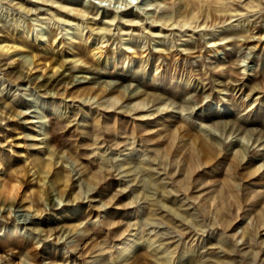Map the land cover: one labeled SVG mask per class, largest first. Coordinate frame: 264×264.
<instances>
[{"label": "rangeland", "instance_id": "374dc122", "mask_svg": "<svg viewBox=\"0 0 264 264\" xmlns=\"http://www.w3.org/2000/svg\"><path fill=\"white\" fill-rule=\"evenodd\" d=\"M0 7V43L12 45L0 47V264H264V0ZM73 39H107L100 64L75 60ZM134 236L132 257L116 259ZM176 246L193 251L165 262Z\"/></svg>", "mask_w": 264, "mask_h": 264}, {"label": "bare ground", "instance_id": "6f19581e", "mask_svg": "<svg viewBox=\"0 0 264 264\" xmlns=\"http://www.w3.org/2000/svg\"><path fill=\"white\" fill-rule=\"evenodd\" d=\"M50 1H52V2H57V0H50ZM195 2V1H194ZM2 4V3H1ZM2 6H3V4H2ZM1 8V7H0ZM70 8V10L71 11H75L76 13H78V14H82V15H88L89 14V12H91L88 8H82V7H78V6H71V7H69ZM192 8V7H191ZM223 10L225 11V9L223 8ZM228 10V9H227ZM209 12L210 11H208V14H209ZM204 14V13H203ZM211 15V14H210ZM111 17V16H110ZM116 17V16H115ZM188 17V16H187ZM187 17H184L183 16V18H181L180 20H176V21H173L172 22V24L173 25H179V26H181V27H185V26H187V25H189V26H192V23L193 22H195L196 20L195 19H197L198 17L196 16V14H194V15H192L191 17L189 16V18H187ZM36 18H37V16H36ZM40 18H42V17H40ZM39 19V18H38ZM35 20V19H34ZM111 20L113 21V20H115V18H111ZM129 20H131V19H129ZM165 20V19H164ZM38 21V20H37ZM154 21V20H153ZM156 21H158V20H156ZM166 21H169V19H166ZM39 22H41L40 20H39ZM165 22V21H164ZM206 22V21H205ZM203 23V22H202ZM56 24H57V21L54 19V18H52V17H50V18H48L47 20H45V21H43V24L38 28V30H39V32L40 33H42L43 31H46L45 29L46 28H54L55 29V27H56ZM205 24V23H204ZM70 25V24H69ZM100 29L102 30L103 28L102 27H100ZM101 30H98L99 31V33H97V35L99 36V38L101 37V38H103L104 39V37H105V35H103V33H101L100 31ZM231 30V29H230ZM82 31H84V27L79 23V22H76V23H73V24H71V26H69V31H68V34L69 35H71V36H77L79 33H81ZM38 32V33H39ZM55 33V32H54ZM157 33H161V30L159 31V32H157ZM92 34L93 33H90V34H88L86 37L87 38H89V37H91L92 36ZM96 34V33H95ZM37 35V34H36ZM40 36V35H39ZM45 36V35H44ZM135 36V35H134ZM134 36H130L127 40H126V43H133V39H134ZM13 37V36H12ZM52 37L53 38H55V34H52ZM141 37V36H140ZM10 38H11V36H10ZM11 39H13V38H11ZM45 39V38H44ZM164 37L162 36V35H157L156 37H154V40H156V43H155V45H161V44H163V41H164ZM101 40V39H100ZM106 40L107 39H105V40H101V42H102V46H94V45H92V44H87V41H86V46H83L82 45V41L81 40H79V39H73V40H71V41H69V43H68V46L71 48V49H74L75 48V46H78L79 48H78V50L76 49V55H79V57L77 58V59H75V60H81V61H84V59H88L89 58V55H91L92 56V58H93V61H95L96 63H97V65H99L100 64V60L102 59V58H104V56L106 55L105 54V50L102 48L103 46H105L104 45V42H106ZM15 42H17L16 44L15 43H13V44H15V46L16 47H19L20 49H26L27 47H29L30 46V44H31V41L30 40H27V39H25V38H22V37H19V38H17L16 39V41ZM209 42H211L210 40H209ZM84 44V43H83ZM0 47H2V48H4V49H7V50H9L11 47H12V45H10V43H8V42H1L0 43ZM138 50H133V54H138V52H137ZM143 52V51H142ZM141 52V53H142ZM49 86V85H48ZM107 91V90H106ZM139 93V92H138ZM138 93L136 92V93H134L133 95H138ZM152 95V97H154L153 98V100L154 101H159V99L161 98V96H159L158 94H156V93H152L151 94ZM94 97H97V95L96 96H94ZM99 97V96H98ZM113 104L112 105H116V104H118L120 101H121V98L119 97V96H114L113 97ZM148 105V102H146L145 100H139V101H137V102H135L134 104H133V106H129V107H127V109L129 110V111H132V110H136V109H143V108H146V106ZM169 108V106H160L159 108H158V110L159 111H163V110H167ZM126 109V110H127ZM34 122H41V121H39V120H33ZM41 128H42V133H44V134H48V127H47V125H43V124H41ZM51 129V134L53 133V128H50ZM49 129V130H50ZM48 143H49V141H48ZM130 156H128V157H126L122 162H121V165L122 166H125L126 164H130ZM50 165V163H48L47 164V166H49ZM132 169L133 168H131V166L130 167H128V168H126L124 171L125 172H127V173H129V172H131L132 171ZM159 191H161V190H159ZM159 191H158V193H159ZM168 190H166V189H162V192H160L161 193V196L163 197V198H165L166 196H168ZM155 193V192H154ZM158 195V194H157ZM143 196H145V195H143ZM152 196V195H151ZM159 196V195H158ZM146 198H147V196H146ZM149 198V197H148ZM162 198V199H163ZM168 198V197H167ZM156 199V198H155ZM158 200H160V199H158ZM152 201H153V199H152ZM157 199L155 200V202H153L152 204L153 205H157ZM162 207L164 208V207H166L165 208V210L164 211H168V213L170 212V211H175L174 209H172V207H170V206H166V205H163V206H159V209H162ZM156 213V212H155ZM157 214V213H156ZM177 216V215H176ZM172 217V216H171ZM181 217V216H180ZM153 219V218H152ZM182 220V219H181ZM184 220V219H183ZM182 220V221H183ZM17 231V228H12L11 229V232H16ZM149 238V237H148ZM148 238H146V239H148ZM150 240V239H149ZM151 243H149L148 244V246H151V245H153L154 244V242H156L154 239H151ZM139 243H140V240H139V238L137 237V236H134L133 238H131V239H127V240H125L124 241V243H123V246L119 249V252L116 254L117 256H116V259H118V260H120V261H125V260H127V259H129L130 258V256L132 257V255L134 254V252H135V250H136V248L138 247V245H139ZM160 244H163V242H161ZM160 244H159V246H160ZM222 245H224V244H222ZM225 247H226V245H224ZM169 249V247H167L166 249H165V251H167ZM193 251V248H187V247H184V246H181V247H175L174 248V250H172L171 251V253H173L172 254V256L170 257V258H167V260H165V262H167V263H171L172 262V257H174V254L176 253V255H175V257H174V263L176 262V260H177V262L179 261L180 263H183V261L187 258V257H189L190 256V254H191V252ZM225 251H227V248H225ZM101 260V259H100ZM102 261V260H101ZM110 263V262H109ZM108 263V261H103V262H101V264H109ZM194 264V263H193ZM202 264V263H201ZM209 264V263H208ZM211 264V263H210Z\"/></svg>", "mask_w": 264, "mask_h": 264}]
</instances>
